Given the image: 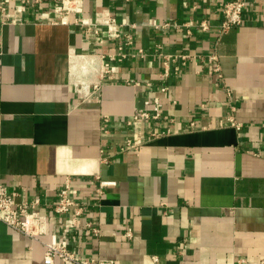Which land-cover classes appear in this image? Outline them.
Here are the masks:
<instances>
[{"label": "crops", "instance_id": "obj_1", "mask_svg": "<svg viewBox=\"0 0 264 264\" xmlns=\"http://www.w3.org/2000/svg\"><path fill=\"white\" fill-rule=\"evenodd\" d=\"M225 1L85 0L64 22L58 0H33L0 19V179L41 198L43 240L116 264L264 258V0H245L243 24L219 35ZM110 15L120 36L103 24L85 36L81 18ZM154 95L160 118L130 124ZM135 129L143 145L121 150ZM68 178L86 201L75 225L51 209ZM101 179L117 185L98 196ZM44 251L0 222V264H47Z\"/></svg>", "mask_w": 264, "mask_h": 264}, {"label": "built area", "instance_id": "obj_2", "mask_svg": "<svg viewBox=\"0 0 264 264\" xmlns=\"http://www.w3.org/2000/svg\"><path fill=\"white\" fill-rule=\"evenodd\" d=\"M39 0H34L37 3ZM11 0H0V19L2 23L9 22L18 18V13L21 12L27 3L33 2V0H20L19 3L10 6ZM59 5L55 9L61 16V20L68 21V15L72 12L82 14L84 12L85 0H58ZM244 7L245 0H227L221 6L222 20L217 26V32L219 35L226 33L234 26H239L244 22ZM12 9V11H11ZM102 15V14H101ZM38 17L43 20L50 18L47 15L39 14ZM101 22H89L81 18V24L87 25L86 37H90L91 33H101L100 25L107 26V33L113 34L115 37L120 36L119 27L117 25V19L110 16H102ZM54 21V20H53ZM170 23H159L154 21L153 26L165 27ZM175 26L179 24L173 23ZM182 25L189 26V23ZM199 26L202 29H209L211 24L207 20L200 22ZM91 32V33H90ZM190 32V31H189ZM167 58L168 56L165 55ZM186 59L188 56L183 55ZM211 59H216L217 56L211 55ZM108 67L107 71H111L109 63H105ZM167 64V62H166ZM2 74V67L0 64V80ZM169 89L168 85L163 86L162 90ZM163 101L160 96H149L144 101V106L138 108L132 116L128 119L130 124H136L141 120H156L160 118L162 114ZM232 125L239 127V123L234 116L229 118ZM2 124V117L0 114V129ZM153 136H159L164 134L161 132H152ZM145 134L143 130L135 129L133 136L126 139L125 144L121 147V150H134L137 151L143 145ZM115 180H103L101 179L98 187L95 189V193L99 196L103 194L107 188L116 186ZM17 195L21 198L18 199ZM41 205V198L39 196H29L26 193L18 194L15 191L9 190L8 186L0 179V222L7 226L22 232L29 236L33 240H38L45 246L44 260L47 264H52L55 258H58L63 264H116L109 259H100L95 257L83 256L75 248H70L68 240L66 238H60L53 241H45L42 236L47 234L49 226V213L39 209ZM51 209L58 215H70L71 221L75 225L78 218L83 214L86 209V201L82 197L80 188L74 185L73 180L68 178L65 183L58 189L54 201L51 204ZM87 226L92 231L99 235L101 230L99 227L93 226L92 221L87 222ZM123 238H132L133 233L131 229H128L122 236ZM154 264H159V257L157 255L152 256ZM233 264H249L245 258H239ZM258 264H264V258L260 260Z\"/></svg>", "mask_w": 264, "mask_h": 264}]
</instances>
